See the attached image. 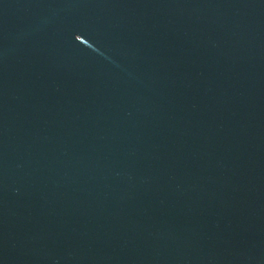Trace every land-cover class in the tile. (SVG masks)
Returning <instances> with one entry per match:
<instances>
[{"label":"water","instance_id":"95a60500","mask_svg":"<svg viewBox=\"0 0 264 264\" xmlns=\"http://www.w3.org/2000/svg\"><path fill=\"white\" fill-rule=\"evenodd\" d=\"M0 264H264V0H0Z\"/></svg>","mask_w":264,"mask_h":264}]
</instances>
